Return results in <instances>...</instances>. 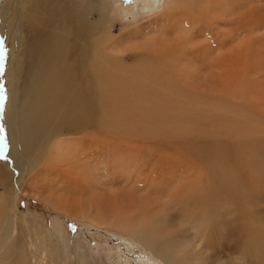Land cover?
I'll list each match as a JSON object with an SVG mask.
<instances>
[{
	"label": "rangeland",
	"instance_id": "obj_1",
	"mask_svg": "<svg viewBox=\"0 0 264 264\" xmlns=\"http://www.w3.org/2000/svg\"><path fill=\"white\" fill-rule=\"evenodd\" d=\"M79 1L67 0L69 15L76 20L77 15L81 13ZM147 1L119 0L122 18L115 21H110L108 17L110 18L111 15L105 14V8H103L105 0H94L97 3L95 10L90 15H84L85 20L94 24L95 27L106 29L107 40L116 41L119 45L120 50H117V56L121 62H115L116 66L119 64L123 70H129L133 65L137 66L136 70L129 74L120 71L119 90L112 89V93H107L104 90L100 108L103 112L102 123L111 121L116 125L123 124V130L126 132H129L126 127L132 125L134 130L129 132L132 137L124 131L110 133L108 138L110 137L109 139L115 142L117 147L112 152H110L111 150L108 152L102 147L97 150L100 152L95 156L96 161L100 160L97 171L89 167L86 170L85 158L88 155L85 157L79 155L82 142L81 144L74 142L76 149L67 154V172L82 171L81 174H83L87 171V173L80 176L81 180L74 179L72 183L67 184V187L62 189L64 191H55L53 188H50V191L47 187L44 189L37 187L36 190H29L27 187L17 188L15 231L18 237L16 236V239L28 254L29 264H33L35 260L39 262L38 264H144L145 259L160 264L153 258L147 246L134 237H129L126 232L119 231L108 220L115 207L112 199L121 196L119 191L125 190L123 196L126 198L127 194L130 196L129 193H126V188L129 189V187L124 188L122 185L125 184L123 180L127 176L115 173L117 166H112L115 161L113 159L121 155L120 152L123 150H127L122 147L126 143L125 140L142 147L144 142L140 141L144 139L143 137L147 139L158 137L162 139L164 137L167 139L184 137L192 133L199 136L197 139L199 141L203 140L202 136L208 139L214 134H217L218 137L241 135L238 140L233 141L234 143L231 142V146L228 148L229 151L233 149L240 157L235 158V155L231 154L229 158L225 157L227 161L229 160L235 165L232 171L228 169L227 165L226 169L232 172L233 176H239L247 184L253 183L254 179L262 173V185L260 184L255 190L253 187V192L250 190L246 192L244 188V190L237 189L245 183L240 181L239 187L234 188L237 183L235 180L228 182L229 186L221 175H213L214 168H211L212 164H208L205 159L204 151L199 150L201 146L196 144L199 141L195 138H193L194 140L187 138V142L185 140L184 144L177 143L180 144L178 146L174 142L173 146L167 143L165 145L162 142L164 145L158 147L163 153H170L182 158L184 148L183 155L194 157L195 165L205 168H202L203 174L210 169L213 172L205 179V182L209 184V190L203 186H197L194 189L195 193L199 194V198L203 199L201 204L208 207L212 218L199 217L201 219H195L193 216L195 219L193 232L197 237H201L198 230L205 231L208 240L205 248L209 249L213 256L216 255L215 261L217 260L216 262L219 264H264V0H220L221 4L227 6L223 15H220L222 13L220 9L213 13L202 10L205 7L204 4L194 1L197 4L196 6L194 3L195 10L188 8L174 10L169 15L163 13L145 18L149 14L143 10ZM67 23L69 25L72 23L70 17H68ZM170 24H173L176 33L165 36L163 29ZM134 30L137 35L130 33ZM121 36L123 39L120 40ZM143 51L152 52L140 55ZM135 72L140 75H135ZM147 74L151 75L147 76ZM158 77L159 81L157 82ZM106 97L110 99V102H106ZM196 124L199 126L198 129H195ZM67 132L78 131L74 129L67 130ZM243 132H245L244 135H255L259 138L258 146H262L260 151H257L258 149L254 148L253 143H250L253 142L252 140L247 137L242 138ZM93 133L94 131L88 132L89 135ZM98 133V135L101 134V129ZM80 137V135H67V139L73 140H79ZM99 139L100 144L104 146L103 142L106 138L99 136ZM159 139L157 145L161 141ZM225 141V138L218 141L222 149H225ZM153 142L155 143V141ZM193 143L195 147L192 146ZM71 144V142H67V145L73 146ZM130 145L133 147L132 144ZM164 146L165 150H163ZM83 150L85 151V148ZM142 151L144 150L139 149L137 153H140V159L155 165L149 166L151 169L147 166V169L143 168V170H153L152 167L163 165L162 157L158 158L157 156L159 153L152 151L153 153H146L148 154L146 155L145 153L141 154ZM178 152L181 154L180 156ZM10 154L11 151L8 147L5 152L7 159H0L1 168L4 166L6 173L12 179H7L9 182L6 183L5 188L7 193H10V189H13L16 183L8 170ZM196 156L201 158H195ZM185 158L186 156L183 159ZM126 160L128 161V159ZM251 160H253L252 163ZM138 161L141 160L138 159ZM257 165H260L258 174L255 169ZM137 166H141V163ZM208 168L210 169L208 170ZM39 169L38 172L42 170V168ZM134 169H137L136 173L139 177L140 175L145 176L146 173L142 174L138 170L139 167H134ZM177 169H181V167L178 165ZM186 169L182 168V172L178 174L180 178L185 177L183 182L190 180L186 179ZM189 175L193 176L194 172H189ZM198 176L199 180H203V177H200L202 175ZM86 177L89 180L85 182ZM53 180L57 181L58 179L53 177ZM105 185L108 187L106 188ZM87 188L89 189L87 190ZM217 188L219 189L217 190ZM175 191H177V187L169 194L166 188L159 196V200L164 204V210L171 205L168 203L167 197H170ZM208 191L211 192L207 193ZM49 194L63 195L64 200H67L66 203H82L81 211L77 212L79 215L77 213V215H67L60 212L59 207L56 209L48 205L44 200ZM133 194L137 205L149 202V200L143 199L147 195L143 193V190L134 191L131 196ZM102 195L108 196H106L107 200L103 204V209L94 208L95 204L99 205L102 202L100 201L104 197ZM213 200L225 204L222 211H213L209 207L208 204ZM248 203H259L261 215L251 213V205ZM84 206L96 209L93 210L94 217L99 215V210H102L99 220L91 221L87 218L83 220L81 212ZM219 212L221 213L218 216ZM182 234L180 233L172 241L179 247L183 241L180 238ZM190 234H192V230L189 227L184 232L186 240L192 236ZM258 244L260 245L257 246ZM187 250L184 249L186 257L189 255ZM210 251L209 253H211ZM227 257L230 259L228 260ZM187 261L186 263H188Z\"/></svg>",
	"mask_w": 264,
	"mask_h": 264
},
{
	"label": "bare ground",
	"instance_id": "obj_2",
	"mask_svg": "<svg viewBox=\"0 0 264 264\" xmlns=\"http://www.w3.org/2000/svg\"><path fill=\"white\" fill-rule=\"evenodd\" d=\"M194 1L204 4L203 6L205 7L202 10H207L211 13L219 9L222 10L220 15L224 14L227 7L225 4H221L220 0H148L143 8L146 14L149 13L145 18L163 13L169 15L174 10L194 9ZM95 5L97 6V3L94 0H80L79 7L81 13L77 15L76 20L69 15L67 0H0V39H3L6 50L4 68L0 69V84L4 86L7 97L3 111L0 113V124L5 129V136L11 151L8 170H10L16 182L14 185L16 189L13 188L12 184L13 189H10V193H7L5 188L8 182L7 179H10V176L6 173L4 166L1 168L2 164L0 163V178H4L0 179V264H29L28 254L24 250L23 245L21 246L16 239L18 235L15 231L17 188L24 189V187H27L29 190H36L37 187L43 189L47 187L49 190L53 188L55 191H64L62 189H65L67 184L72 183L74 179L81 180L80 176L87 173V171L86 173L83 172V174H81L82 171L67 172V154L76 149L74 142L77 144H81L82 142L79 155L84 157L88 155L85 158L86 170L89 167L97 171L100 161H96L95 159V156L100 154L97 150L102 147V149H107L108 152L111 150L110 152H112L117 146L108 136L113 131H124V125L121 123V125H116L111 121H109L110 123H102L103 112H101L100 108L102 107L103 92L106 90L107 93H112V89L119 90L120 71L129 74L131 71H135L137 66L133 65L135 67L130 66L129 70H123L119 64L115 65V62L120 61L117 56V52L120 50L119 45H117L116 41L107 40L108 32L105 28L95 27L94 24L85 20L84 15L92 14L95 10ZM103 8H105V14L111 15L110 18L108 17L110 21L122 18V13L119 10V0H105ZM68 17L72 19L70 25L67 23ZM163 31L165 36L176 33L173 24H170ZM135 32L136 30L130 33L137 35ZM121 39H123L122 36L120 37ZM149 52L152 51H143L140 55ZM135 75H140V73L135 72ZM150 75L147 74V76ZM109 100L106 97L107 103L110 102ZM0 105H2V101H0ZM126 128L130 133L134 130V126L132 125H128ZM198 128L199 126L196 124L195 129ZM74 129L78 132H67V130ZM100 129L101 134L98 135ZM90 131H94V133L89 135L88 132ZM129 132L124 131V133L128 134ZM244 134L245 132L242 133V138L247 137L252 140L253 142L250 143H253L254 148L258 149L257 151H260V147L262 146H258L259 138L255 135L247 136ZM67 135H80L81 137L79 140H73L67 139ZM99 136L106 138L104 142L102 141L104 146L100 144ZM215 136L218 137L217 134H214L211 138L206 136L208 139L202 136L203 140L201 141L197 140L199 136L193 133L184 137L167 139L164 137L162 139H159V137L147 139L142 136L144 138L140 141L144 142L142 147L133 145L131 141L125 140L126 143L122 147L127 148V150L120 152L122 159L121 155L113 159L115 161L112 166H117L115 173L127 176H123L125 177L123 180L125 184H122L124 188L129 187V189L126 188V193H129L131 196L132 192L143 190V193L147 194L143 199L149 200V202L137 205L134 194L131 197L127 194L126 198L123 196L125 190L121 187L124 190L123 192L119 191L121 192V198L117 196L118 192L116 195L117 199H112L115 206L114 210L110 214L109 219L106 218L107 216L105 218L114 224L119 231L126 232L129 234V237L132 236V238L134 237L147 246L153 258L160 264H212L215 261L216 255L214 254L213 256L212 252L205 248L208 244L205 231L198 230L201 237H197L193 232V221L195 219L199 217L212 218L208 207H204L203 205L205 204H201V200L203 199L199 198V194H196L194 189L197 186H203L209 190V184L205 182V179L207 178L206 176H209L211 173L213 174V172L208 168L210 170L203 174V167L195 165L193 162L194 157L183 155L185 153L184 148L183 150L180 148L183 151L182 155L178 152L179 156H182L181 158L170 153H163L158 146L162 147L165 143L172 145L173 142L175 144H184L183 141L186 140L185 142H187V138H191V140L195 138L199 141L196 143L195 140V143L199 144L201 148L198 145L196 146L200 148L199 150L202 149L204 151L205 159L208 164H212L210 167L214 168L213 175H221L225 179L226 184L235 180L237 183L234 188L239 185L240 181L243 184L245 183L243 186H238L239 188L237 189H245L246 192H248L247 190L253 192V187L255 190L261 184L262 173L254 179L253 183L247 184L239 176H233L232 172L226 169L227 165L228 169L232 171L235 165L229 160L227 161L225 157L229 158L231 155H235V158L240 157L238 154L236 155L233 149L229 151L228 148L231 146V142L238 140L241 135L219 136L217 138L218 141L223 140V138L226 139L224 142L225 149L220 147ZM242 138L240 139L242 140ZM158 139L161 141L157 145ZM67 142H71L73 146L67 145ZM162 142L164 143L163 145ZM192 146L195 147L194 143ZM84 148L85 151L83 150ZM147 148L152 150H148ZM139 149L144 150L141 154H150L153 153L152 151L159 153L157 156L158 158L162 157L163 160L161 161L160 159V161L163 165L152 167L153 170L148 169L146 172L143 168L147 169V166L150 168L149 166L154 164L146 163L144 162L145 160L140 159V153L137 154ZM169 149L171 148L169 147ZM163 150H165V146ZM225 151H229L230 153ZM186 152L190 153L189 151ZM241 153L239 154L241 155ZM184 156H186L185 159H183ZM197 157L200 156H196L195 158ZM138 159L141 161H138ZM252 162L253 160H251ZM140 163L141 166H137ZM178 165L181 169H189H186L185 175L186 179H190L188 182L186 180L183 182L184 176L182 178L179 177L178 174L182 170L177 169ZM5 166L7 167L6 164ZM134 167H139L138 170L142 174L143 172L146 173L145 176L140 175L139 177L136 173L137 169H134ZM259 167L260 165L255 166L257 174L260 169ZM39 168H42L40 172H38ZM189 172H194V175H189ZM198 175H202L200 177H203L204 181L199 180ZM71 176L73 177L72 180ZM53 177L58 180L54 181ZM84 180L86 182L89 179L86 177ZM161 185L163 187H160ZM105 186L106 188L108 187L107 185ZM91 187L90 189H92ZM175 187H177V191L170 197H167L168 203L171 205L164 210V204L159 200V196L163 193L164 189L167 188L170 194ZM210 192L208 191L207 193ZM102 196H104L100 200L102 202L99 205L95 204L94 208L103 209V204L108 196ZM171 198L173 200H170ZM66 201L63 195L54 194H49L44 200L51 207L56 209L59 207V211L67 215H75L78 211H81L80 206L82 203L76 204L74 202L70 204L66 203ZM208 205L213 211H222L225 206L222 202L215 200ZM249 205H251V213L261 215L259 203ZM93 207L84 206L81 212L83 220L85 218L91 221H95V219L99 220L102 210H99V215L94 217L93 210L96 209ZM104 210L106 211V209ZM220 213H218V216ZM193 216H195V219H193ZM189 227L192 230V234H190L192 236L186 240L184 232ZM180 233H183L180 236L183 241L179 247L178 244L172 241ZM171 244H174L177 250ZM184 249H188L187 253L189 255L187 257L185 256ZM213 258L214 260L212 261ZM227 259L229 260L230 258L227 257ZM186 260H188V263H186ZM216 261L214 264H219ZM38 263L35 260L33 264ZM156 263L151 262L149 259H145L144 262V264Z\"/></svg>",
	"mask_w": 264,
	"mask_h": 264
},
{
	"label": "snow or ice",
	"instance_id": "obj_3",
	"mask_svg": "<svg viewBox=\"0 0 264 264\" xmlns=\"http://www.w3.org/2000/svg\"><path fill=\"white\" fill-rule=\"evenodd\" d=\"M6 59V50L4 48L3 39H0V69L4 68V63ZM6 93L4 86L0 84V101H2V105H0V113L3 111V107L6 101ZM8 148V142L5 136V129L2 124H0V159H7L5 152Z\"/></svg>",
	"mask_w": 264,
	"mask_h": 264
}]
</instances>
